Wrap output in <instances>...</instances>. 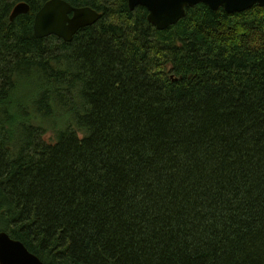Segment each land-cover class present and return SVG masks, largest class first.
<instances>
[{
  "label": "trees",
  "instance_id": "obj_1",
  "mask_svg": "<svg viewBox=\"0 0 264 264\" xmlns=\"http://www.w3.org/2000/svg\"><path fill=\"white\" fill-rule=\"evenodd\" d=\"M47 1L0 0V232L44 264H264V8L158 31L65 0L103 15L66 43Z\"/></svg>",
  "mask_w": 264,
  "mask_h": 264
},
{
  "label": "water",
  "instance_id": "obj_2",
  "mask_svg": "<svg viewBox=\"0 0 264 264\" xmlns=\"http://www.w3.org/2000/svg\"><path fill=\"white\" fill-rule=\"evenodd\" d=\"M129 9L147 11L148 22L158 31L177 25L187 16V10L205 5L212 11L224 10L228 14H239L258 5L264 8V0H128ZM30 12V6L17 4L10 16L13 21L21 14ZM103 15L89 7H74L65 0H51L36 13L34 35L38 39L56 36L71 43L82 30L95 26ZM0 264H44L36 255L6 232L0 233Z\"/></svg>",
  "mask_w": 264,
  "mask_h": 264
},
{
  "label": "flooded vegetation",
  "instance_id": "obj_3",
  "mask_svg": "<svg viewBox=\"0 0 264 264\" xmlns=\"http://www.w3.org/2000/svg\"><path fill=\"white\" fill-rule=\"evenodd\" d=\"M49 1H51V0H49ZM49 1H47V2H49ZM23 2H25V1L18 2L17 4H19V3H23ZM47 2H45L44 4H46ZM25 3H27V2H25ZM17 4H15V5L13 6V8H12V10H11V14H12V11H13L14 7H15ZM27 4H28V3H27ZM44 4H42V6H43ZM28 5H29V4H28ZM29 6H30V5H29ZM42 6L39 8V10L42 8ZM39 10H38V11H39ZM31 11H32V8L30 7V12H29V13H31ZM38 11H37V12H38ZM37 12H36V13H37ZM29 13H27V14H21V15H19V16H25V15H28ZM36 13H35V15H36ZM35 15H34V16H35ZM10 16H11V15H10ZM19 16H18V17H19ZM9 19H10V18H9ZM34 20H35V17H34ZM11 22H12V21H11ZM33 27H34V23H33ZM51 37H56V36H51ZM49 38H50V37H49ZM56 38H58V37H56Z\"/></svg>",
  "mask_w": 264,
  "mask_h": 264
},
{
  "label": "rangeland",
  "instance_id": "obj_4",
  "mask_svg": "<svg viewBox=\"0 0 264 264\" xmlns=\"http://www.w3.org/2000/svg\"><path fill=\"white\" fill-rule=\"evenodd\" d=\"M23 90H24V89H23ZM21 96H22V94L20 95V97H21ZM43 139H44V141H46V142H48V143H53L50 134L47 135V136H45Z\"/></svg>",
  "mask_w": 264,
  "mask_h": 264
},
{
  "label": "bare ground",
  "instance_id": "obj_5",
  "mask_svg": "<svg viewBox=\"0 0 264 264\" xmlns=\"http://www.w3.org/2000/svg\"><path fill=\"white\" fill-rule=\"evenodd\" d=\"M1 233V232H0Z\"/></svg>",
  "mask_w": 264,
  "mask_h": 264
}]
</instances>
